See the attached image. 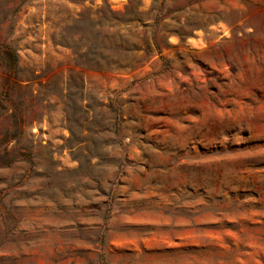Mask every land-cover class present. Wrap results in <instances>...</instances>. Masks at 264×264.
Masks as SVG:
<instances>
[{"label":"rangeland","instance_id":"obj_1","mask_svg":"<svg viewBox=\"0 0 264 264\" xmlns=\"http://www.w3.org/2000/svg\"><path fill=\"white\" fill-rule=\"evenodd\" d=\"M0 264H264V0H0Z\"/></svg>","mask_w":264,"mask_h":264}]
</instances>
